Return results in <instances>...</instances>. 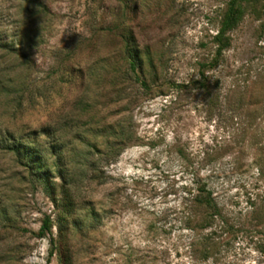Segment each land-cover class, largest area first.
Segmentation results:
<instances>
[{"label":"rangeland","instance_id":"1","mask_svg":"<svg viewBox=\"0 0 264 264\" xmlns=\"http://www.w3.org/2000/svg\"><path fill=\"white\" fill-rule=\"evenodd\" d=\"M228 1L0 0V129H46L36 142L48 163L52 145L65 156L76 203L59 221L0 147V264H264V12L202 66ZM127 37L145 86L128 76ZM108 125L130 136L110 160L97 152ZM200 182L222 219L190 229Z\"/></svg>","mask_w":264,"mask_h":264},{"label":"trees","instance_id":"2","mask_svg":"<svg viewBox=\"0 0 264 264\" xmlns=\"http://www.w3.org/2000/svg\"><path fill=\"white\" fill-rule=\"evenodd\" d=\"M250 11L257 18L260 19L261 13L264 12V0H229L220 19L217 32L213 36V42L215 44V54L211 61L204 63L202 66L213 67L217 66L223 59L224 51L230 46L229 33L235 29L247 11ZM125 51L126 60L128 62V76L136 82H140L145 86L146 82L142 78L140 73L141 57L139 56L138 48L133 39L127 37L125 39ZM110 128L108 135L111 138L107 141V150L105 152L98 153L106 156L108 160L114 159L121 153L124 142L127 141L130 136L128 135L127 128L121 126L117 130L113 126L108 125ZM38 131V133H37ZM47 133L46 129L33 130L30 132V136L23 139L20 136L14 135L9 129H0V147L12 152L17 156L19 162L23 164L29 170V173L35 181L43 184L44 190L50 196L53 203L59 207L58 220H64L66 215L70 214V211L75 208L74 197L71 192V183L69 180V170L65 161V156L55 146L50 147L51 155L54 158L52 163H48V159L42 152V147L36 142L38 135ZM123 144V145H121ZM71 162V159H69ZM55 168L57 177L60 179V187L57 191L56 183L54 181L49 182V176L52 173V169ZM96 171L92 168V174ZM95 178V175H92ZM205 210L206 214L196 219L192 211ZM91 215L96 218V211L91 210ZM219 216L222 219L221 211L215 201L213 193L206 186L205 182H200L196 186L195 192L192 193L191 202L188 209V215L185 217V226L190 229H201L211 227L214 224L215 217ZM52 219L50 216L45 215L42 219V223L37 232L38 236L44 237L51 232ZM61 228V227H59Z\"/></svg>","mask_w":264,"mask_h":264}]
</instances>
